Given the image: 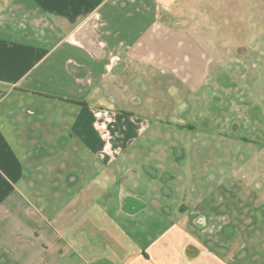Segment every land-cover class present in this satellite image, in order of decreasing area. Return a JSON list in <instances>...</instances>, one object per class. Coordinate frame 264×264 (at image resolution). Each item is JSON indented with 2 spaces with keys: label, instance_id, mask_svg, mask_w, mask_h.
<instances>
[{
  "label": "crops",
  "instance_id": "crops-1",
  "mask_svg": "<svg viewBox=\"0 0 264 264\" xmlns=\"http://www.w3.org/2000/svg\"><path fill=\"white\" fill-rule=\"evenodd\" d=\"M251 1L260 44L264 0ZM245 2L0 0V264H229L205 251L198 223L207 219L179 214L189 210L180 170L146 165L121 187L112 181L117 196H101L116 171L99 142L114 153L116 116L164 122L152 94L179 76L206 28L227 22L228 8L244 22ZM257 111L253 139L264 151V102Z\"/></svg>",
  "mask_w": 264,
  "mask_h": 264
},
{
  "label": "rangeland",
  "instance_id": "rangeland-1",
  "mask_svg": "<svg viewBox=\"0 0 264 264\" xmlns=\"http://www.w3.org/2000/svg\"><path fill=\"white\" fill-rule=\"evenodd\" d=\"M239 9L245 18L238 23L241 29L231 28L238 24L228 8L223 14L227 22L221 28H206L203 40L190 46L192 59L179 61V76L163 78V92L152 94L165 105L164 122L153 115L116 116L114 153L106 149L107 142H99L100 149L110 154L105 165H115L116 177L105 178L107 187L100 185L99 191L104 196L110 190L114 198L112 181L121 187L130 171L146 175V165H163L173 175L180 170L187 187L180 191L189 210L179 214L185 220L197 218V223L198 218L207 219L204 225L198 223L205 251L227 257L229 264H264V151L261 141L253 139L257 106L264 102V42L254 41L256 30L250 23L260 8L250 0ZM176 148L186 156H172ZM175 200L168 199L165 206L174 208ZM148 211L139 213L142 221Z\"/></svg>",
  "mask_w": 264,
  "mask_h": 264
}]
</instances>
